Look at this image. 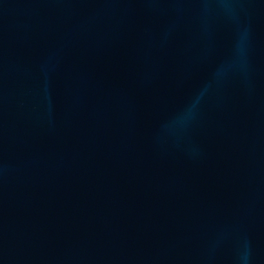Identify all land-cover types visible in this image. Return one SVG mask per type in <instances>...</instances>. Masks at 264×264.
<instances>
[{
  "label": "water",
  "instance_id": "95a60500",
  "mask_svg": "<svg viewBox=\"0 0 264 264\" xmlns=\"http://www.w3.org/2000/svg\"><path fill=\"white\" fill-rule=\"evenodd\" d=\"M0 264H264V0H0Z\"/></svg>",
  "mask_w": 264,
  "mask_h": 264
},
{
  "label": "clouds",
  "instance_id": "9594fccd",
  "mask_svg": "<svg viewBox=\"0 0 264 264\" xmlns=\"http://www.w3.org/2000/svg\"><path fill=\"white\" fill-rule=\"evenodd\" d=\"M202 95V94H201ZM199 103V97L193 102L191 108L189 109V112L192 113L196 107V105Z\"/></svg>",
  "mask_w": 264,
  "mask_h": 264
}]
</instances>
